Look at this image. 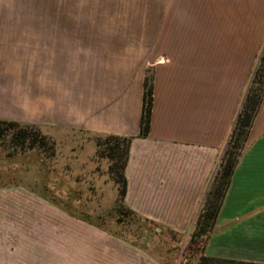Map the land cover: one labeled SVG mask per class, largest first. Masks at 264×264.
Segmentation results:
<instances>
[{
	"label": "crops",
	"instance_id": "1",
	"mask_svg": "<svg viewBox=\"0 0 264 264\" xmlns=\"http://www.w3.org/2000/svg\"><path fill=\"white\" fill-rule=\"evenodd\" d=\"M263 44L264 0H0V121L132 138L124 205L184 233ZM215 229L208 257L264 264V97ZM0 264L158 263L10 186L0 188Z\"/></svg>",
	"mask_w": 264,
	"mask_h": 264
},
{
	"label": "rangeland",
	"instance_id": "2",
	"mask_svg": "<svg viewBox=\"0 0 264 264\" xmlns=\"http://www.w3.org/2000/svg\"><path fill=\"white\" fill-rule=\"evenodd\" d=\"M18 130L22 128L7 130L0 140V188L25 187L34 196L139 246L158 264H186L192 223L184 233H177L154 222L149 227L119 217L114 211L117 175L102 151L98 153L96 137L71 130L23 129L36 140L15 146L10 138ZM21 247L18 263L25 257L19 253L24 251Z\"/></svg>",
	"mask_w": 264,
	"mask_h": 264
},
{
	"label": "trees",
	"instance_id": "3",
	"mask_svg": "<svg viewBox=\"0 0 264 264\" xmlns=\"http://www.w3.org/2000/svg\"><path fill=\"white\" fill-rule=\"evenodd\" d=\"M263 97L264 44L260 51L256 66L249 78L240 107L234 117L222 154L218 159L214 173L204 193L198 213L193 219L192 230L186 247L188 253L186 264H261L208 257L205 254V249L209 239L216 232L215 224L218 213L230 186L234 170L245 150L250 128L260 108ZM152 101L153 77L152 75H146L143 83V100L140 119L139 137L141 138L147 137L149 133ZM17 128H22V130L16 131L10 138L12 144L15 146L24 145L27 140H36L35 136H29L27 132L23 131V129H37L36 127L6 121H0V140L5 137L7 130H16ZM131 142L132 138L128 137H96L98 153H100V150L102 151V154L110 163V170L117 175L115 181L117 186V199L114 211L119 217L125 215V218H130L132 221L142 222L149 227L155 226L153 222L137 216L124 205V198L127 190L124 172L128 161ZM98 229L133 247L141 249L139 246L111 234L104 229Z\"/></svg>",
	"mask_w": 264,
	"mask_h": 264
}]
</instances>
